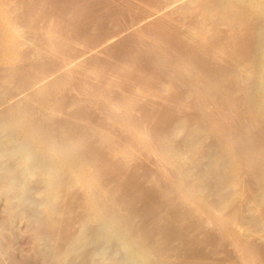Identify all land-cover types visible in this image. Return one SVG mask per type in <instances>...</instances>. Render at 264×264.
I'll return each mask as SVG.
<instances>
[{"label":"bare ground","instance_id":"6f19581e","mask_svg":"<svg viewBox=\"0 0 264 264\" xmlns=\"http://www.w3.org/2000/svg\"><path fill=\"white\" fill-rule=\"evenodd\" d=\"M147 1L131 25L161 41L154 56L169 57H154L168 75L151 74L154 86L138 81L151 77L129 59L127 73L107 77L80 59L111 51L120 30L71 37L57 26L76 31L74 17L45 18L37 0H0V57L17 62L2 74L15 89L0 96V128L9 125L0 130V189L12 214L0 226L25 217L43 264H264V0ZM79 40L93 44L78 49ZM178 50L189 56L173 57ZM119 77L140 83L126 106L114 101ZM80 84L86 97L66 94ZM89 94L106 115L97 122L91 106L80 108ZM178 94L182 110L170 101L151 117L142 103ZM144 158L158 173L139 175Z\"/></svg>","mask_w":264,"mask_h":264},{"label":"rangeland","instance_id":"374dc122","mask_svg":"<svg viewBox=\"0 0 264 264\" xmlns=\"http://www.w3.org/2000/svg\"><path fill=\"white\" fill-rule=\"evenodd\" d=\"M70 0H37V2L38 3H36L35 4V6H36V8L38 9V8H40V9H38L39 11L40 10H42V12L43 13H41L45 18H61V16L62 17H66V16H72V17H74L75 18V20L77 21V23L79 24V27L80 28H78L76 31L74 30H72V29H69V28H67V27H69V26H67V25H65V24H63L62 23V25L61 26H57V28L59 27V28H66L65 30H66V33H67V35L68 36H71V37H80V35H81V37L82 38H85V34L86 35H89V38L88 39H90V38H92L94 35H96V34H98V33H102V31L104 32V31H111V30H116V31H114V32H116L117 34L119 33L118 32V30H120V33L121 32H123V33H121V35H120V33L118 34L119 36H121V37H119V36H115V37H113L114 38V41L115 42H112V47H111V45H110V49L109 50H111V51H109V52H100V53H98V55L96 56V54L95 55H91V54H86V55H84V57H83V55H81L82 57H80V59L81 60H84V58L87 60V64H91L92 65V63H99L100 65H102V69L100 70L101 72H102V70H103V72L102 73H104V75H106L105 77H107V76H114V75H118L120 72H125V68H126V71H128V69H129V67L128 66H126L127 64H125L124 62H126L127 61V59H129L128 61H130L131 63H133V66H136V65H138V66H136V68L138 69V70H140V71H144V72H142V73H146L147 75H148V78L149 77H151L150 75L152 74V76H154L155 78L156 77H158V78H162L163 77V79H165L168 75L167 74H164V73H160L159 71H156V68L154 67V65H155V63H154V59L155 58H169L168 57V55L167 54H157L156 56H154V54H155V52H157V51H159V49H160V47L162 46L163 47V45H162V43H160L161 41H153L151 38H150V36H149V34H147V33H142V32H140V30L139 29H137L136 27H135V24H134V26H132L131 25V19L133 18V14H135V12L138 10V12H142L141 10H147L146 12H148V9L147 8H149L148 6H152L151 4H150V2L149 1H147V2H145V4H144V0L142 1V0H71L70 2H69ZM146 1V0H145ZM54 4H53V3ZM115 2V3H114ZM44 3H47L46 5L47 6H44V7H41ZM91 3V4H90ZM56 4H58V5H56ZM125 4H128V5H125ZM148 4V5H147ZM150 4V5H149ZM40 5V6H39ZM130 5V6H129ZM59 6V7H58ZM93 6V7H92ZM101 6V7H100ZM120 6V7H119ZM127 6H129L130 8H128ZM142 6H143V9H142ZM144 6H145V8H144ZM109 7V8H108ZM43 8V9H42ZM76 8H77V10H76ZM80 8V9H79ZM106 8V9H105ZM139 8V9H138ZM74 9H75V11H74ZM150 9V8H149ZM44 10V11H43ZM116 10V11H115ZM144 10H143V12H144ZM120 11V12H119ZM122 11H123V13H122ZM54 12V13H53ZM138 12H136V13H138ZM49 14V15H47V14ZM57 13V14H56ZM62 13H64V14H62ZM107 13V14H106ZM128 14V15H127ZM51 15V16H50ZM74 15V16H73ZM85 15V16H84ZM86 15H87V17H86ZM103 15V16H102ZM131 15V16H130ZM43 16H40L38 19H39V21H40V31H44V30H46V27L48 28V26L47 25H44L45 24V22H43V19L44 20H46ZM54 16V17H53ZM76 16V17H75ZM82 16V17H81ZM71 17V18H72ZM136 17V16H135ZM41 18V19H40ZM43 18V19H42ZM70 18V19H71ZM81 20H83V21H81ZM88 20V21H87ZM98 20V21H97ZM121 20V21H120ZM75 21V22H76ZM103 21V22H102ZM83 22H85V23H83ZM96 24H95V23ZM127 22V23H126ZM72 24H74V22L72 21L71 22ZM99 23V24H98ZM43 25V26H42ZM71 25V24H70ZM132 27H131V26ZM84 26V27H83ZM104 26V27H103ZM121 26V27H120ZM44 28V30H43V28ZM100 27V28H99ZM42 28V29H41ZM87 31V32H85L84 31V29ZM89 28V29H88ZM102 29V30H101ZM83 30V33L81 32ZM92 30V31H91ZM99 30H100V32H99ZM94 32V33H93ZM89 33H92V34H89ZM79 34V35H78ZM116 34V35H117ZM93 35V36H92ZM124 35V36H123ZM92 36V37H91ZM80 37V38H81ZM120 38V39H119ZM116 39H117V41H116ZM124 39V40H123ZM122 40V41H121ZM85 41V42H84ZM83 41V43H82V41H80L79 40V42L77 41V43H76V46L78 47V49H81L82 48V46L83 45H90V44H93V40H84ZM159 42V43H158ZM85 43H87V44H85ZM122 45H121V44ZM155 43H156V45H155ZM80 44V45H79ZM128 45V46H127ZM147 45V46H146ZM84 47V46H83ZM175 48H177L178 49V47L176 46ZM176 49V50H177ZM120 50V51H119ZM127 50V51H126ZM117 51V52H116ZM135 51V52H134ZM179 51V50H178ZM178 51H175V55H173V57H180L181 56V54H183L182 56H186V57H188L189 56V52H185L184 50H182V51H179V53H177ZM114 52V53H113ZM123 52V53H122ZM126 52V53H125ZM182 52V53H181ZM181 53V54H180ZM113 54V55H112ZM124 54H126V55H124ZM140 54V55H139ZM130 55V56H129ZM2 56V55H1ZM51 56H53V58H54V54H52ZM88 56H89V59H88ZM93 56V57H92ZM181 56V57H182ZM205 56H207V55H204L202 58H204ZM112 57V58H111ZM155 57V58H154ZM7 58H9V57H7ZM94 58V59H93ZM102 58H104V59H102ZM124 58V59H123ZM133 58H134V60H135V63H134V60H133ZM138 58H139V60H138ZM206 58V57H205ZM10 59V58H9ZM120 59H121V61H123V62H121L120 61ZM125 59H126V61H125ZM144 59H147V60H144ZM90 60H91V62H90ZM95 60V61H94ZM118 60V61H117ZM132 60V61H131ZM89 61V62H88ZM94 61V62H93ZM145 61V62H144ZM152 61V62H151ZM116 63V65H118V66H116V67H114L115 66V63ZM140 62V63H139ZM3 63V64H2ZM12 63V64H11ZM16 63L17 62H14V61H12V62H3L2 60H1V57H0V92H1V94H0V96H5V95H7L8 94V92L7 91H10V92H12L15 88H13V86H12V83L10 84V81H8V80H6L5 78V76L4 75H2L3 73H4V71L6 70V71H8L13 65H16ZM122 64V66L121 65H119V64ZM124 64H125V66H124ZM130 64V63H129ZM104 65V66H103ZM144 66V67H143ZM122 67H124L123 69H122ZM127 67H128V69H127ZM148 67V68H147ZM150 67V68H149ZM214 67V68H213ZM105 68V69H104ZM140 68V69H139ZM153 68V69H152ZM209 68L210 69H216V67H215V65L214 64H209ZM119 69V70H118ZM142 69V70H141ZM144 69V70H143ZM79 70H81V72H84L85 71V67L84 66H81V68H79ZM84 70V71H83ZM145 70L147 71H149V72H145ZM113 71V72H112ZM118 71V72H117ZM125 73H127V72H125ZM156 75V76H155ZM167 75V76H166ZM154 77H151V78H149L150 80L148 81V79H147V77H146V79H142V80H138V81H142V84H147L148 86H154V84L155 83H157L156 82V80L154 81V79H152V78H154ZM125 78V77H124ZM152 79V80H151ZM118 81V83L119 84H121L122 86H124V88L123 89H121V91L119 92V97H120V100H114L115 102H117L120 106L122 105V106H126V101L128 100V99H132V96H131V94H130V90H132L131 88H135V87H137V85H139L140 83L137 81V80H134V82L132 81V80H129V79H127V78H125L124 79V81H123V77H119V79H117ZM147 80V81H146ZM131 81H132V83H131ZM144 81H146V82H144ZM136 82H138V83H136ZM9 84V85H8ZM134 86H133V85ZM150 84V85H149ZM5 85H6V88H5ZM3 86H4V88H3ZM8 88V89H7ZM9 88H11V89H9ZM176 88H178L177 89V92L180 94L181 93V96H182V94L186 91V87L184 86V85H177L176 86ZM126 89H127V91H126ZM72 90L73 91H71V90H67L66 92V94H68V95H71V93H73L72 95H74V93L76 94V96H81V98L82 97H86L87 96V91L89 90L88 89V87L87 86H85V85H83V84H80V85H78L76 88H72ZM92 90V89H91ZM9 92V93H10ZM79 92V93H78ZM122 92V93H121ZM123 92H126V93H124L123 94ZM183 92V93H182ZM121 93V94H120ZM3 94V95H2ZM127 94V95H126ZM178 94V96L177 97H163V96H158V97H152V96H150V97H146V98H143V100H142V103L144 104V106H146V107H148L149 109H148V111H149V113L151 114V117H152V115H154V114H156V111L157 110H159V108H163L164 106H166V104L168 103V102H170L171 101V103H173V104H175V105H177V107L180 109L182 106H181V102H182V97L180 98V95ZM125 95V96H124ZM8 96V95H7ZM36 97H37V95H35V97L32 95L31 97H30V99L29 100H32V102L34 103V108L35 107H37L38 109H37V111H39V109H40V105H36L37 103V99H36ZM88 97H89V101H86L82 106H80V108H85L86 107V105L85 104H87V106H91L92 107V109L90 110V115H91V119L92 120H94V121H98L99 119H101L102 117L103 118H105V116L106 115H104L105 113L104 112H102L100 109H98L97 107H94V105H92V101H90V100H93L94 98H95V95L93 94H89L88 95ZM152 97V98H151ZM163 97V98H162ZM32 98V99H31ZM35 98V99H34ZM122 98H124V99H122ZM150 98V99H149ZM164 98H166L167 99V101H166V99H164ZM180 98V99H179ZM126 99V100H125ZM178 99V100H177ZM172 100H173V102H172ZM177 100V101H176ZM179 101H181V102H179ZM175 102V103H174ZM179 102V103H178ZM166 103V104H165ZM177 103V104H176ZM155 105V106H154ZM178 105H180V106H178ZM151 106H153V107H151ZM0 107H2V105H0ZM36 109V108H35ZM156 111H155V110ZM183 108H181V110H182ZM40 111H41V109H40ZM101 112V113H100ZM153 113V114H152ZM243 114L246 116V117H248L247 116V114H246V112L244 113L243 112ZM93 116V117H92ZM95 116V117H94ZM105 122V124H108V128L109 129H113V130H115L116 129V125H114V124H112V122H111V120L110 121H104ZM107 122V123H106ZM85 123V120H83V121H79V124H84ZM6 126V127H5ZM8 124L7 123H3L2 125H1V128H0V130H2V131H6L7 129H4V128H8ZM2 127H3V129H2ZM112 127H114V128H112ZM88 130V129H87ZM90 130V129H89ZM117 130V129H116ZM1 131V132H2ZM93 132V131H92ZM91 132V133H92ZM95 136V135H94ZM94 136L92 135L91 137H90V139H91V141H94L93 143H95V138H94ZM94 138V139H93ZM96 144V143H95ZM116 149H118V148H116ZM110 154H108L107 156H109ZM144 160V162L145 163H143V164H145L144 165V167L142 168V169H140L138 172H139V175L141 174V176H143V177H146L147 175L149 176L150 174H153V172L155 171V172H157L158 173V168H156V166H155V164L153 163H151L152 162V160H151V158H144L143 159ZM146 160V161H145ZM151 163V165L152 166H150L148 163ZM148 164V165H147ZM146 166V167H145ZM150 166V167H149ZM148 167V168H147ZM152 167V168H151ZM154 167V168H153ZM156 169V170H155ZM151 171V172H150ZM153 171V172H152ZM146 174V175H145ZM145 175V176H144ZM220 178H218V180L216 181V184H217V189H218V191L219 190H221L220 189V187H221V182H220ZM220 182V183H219ZM150 184V183H149ZM218 184H220V185H218ZM219 186V187H218ZM0 187H1V184H0ZM2 192H3V190H1L0 189V194H2ZM4 194V195H3ZM2 195H0V201H1V203H0V221L2 222V221H4L5 219H7L8 217H11L12 216V214H10V212H8V210L6 209V194L5 193H3ZM226 194H227V192H226ZM8 195V194H7ZM2 197V198H1ZM3 201V202H2ZM139 206H140V204H138ZM3 209H4V211H3ZM6 209V210H5ZM6 211V212H5ZM5 212V213H4ZM8 214V216H6L5 217V215H7ZM4 218V220H1V219H3ZM24 219H25V222L26 223H28L27 221H26V218L25 217H23V219L22 218H18V220H17V218L15 219V220H13V222H12V224H10V227H12V229H10V227H8L7 228V225L6 226H0V233H2V234H4V235H2L1 234V236H0V243H2V241L4 240V243H6L7 241H8V239H7V241H6V239H5V234H7L10 238H12V240H11V242H10V247L7 245V247H5V248H3V246H1L2 247V250H1V247H0V250L2 251V255L1 256H3V258L5 259H3V258H1L0 260V263L1 264H4V262H5V264L6 263H9V264H11V262H12V260L9 258V256H11L12 255V257L11 258H13V261H14V263H12V264H41L42 262H41V258H39V257H37V253H38V251H35L36 250V246L38 245V240H37V238L35 237V231L30 227V225L28 226V227H30V228H28L27 227V224H25V222H24ZM16 222V223H15ZM25 224V225H23L22 226V224L23 223ZM136 223L138 222V220L137 221H135ZM18 224V226H16V225ZM16 226L15 228V230H13L14 229V227L13 226ZM2 227H5V228H2ZM27 227V230H25V228ZM13 230V231H10V230ZM18 229V230H17ZM24 231H23V230ZM3 230V231H2ZM32 231V232H30V231ZM18 231H21V232H18ZM246 231V230H245ZM244 230H243V232H245ZM16 233H18L17 235H16ZM11 234V235H10ZM30 234H32V235H30ZM15 237H14V236ZM8 236H6V238L8 237ZM18 238H17V237ZM4 238V239H3ZM35 240V241H34ZM8 243V242H7ZM6 243V244H7ZM34 243H37V245L35 246L34 245ZM5 244V245H6ZM4 245V244H3ZM35 246V247H34ZM111 246V245H110ZM113 249H117V246H115L114 245V247H113V245L111 246ZM35 249V250H34ZM37 249H38V247H37ZM12 250V251H11ZM228 250V249H227ZM10 251V253H11V255H9L8 254V252ZM13 252V253H12ZM37 252V253H36ZM227 253H229V254H227V256L229 257L230 255L231 256H233V258L235 257V255H233V254H236L235 252H231V250H228V252ZM39 255V254H38ZM218 255V257H222L223 256V258H224V256H225V258H227V256L226 255H224V254H217ZM5 256H8V258L11 260V261H9V259L6 257L5 258ZM230 256V257H231ZM237 258V260H238V255L236 254V257H235V259ZM7 259H8V261L9 262H7ZM78 259H80V260H78V261H81L82 259H84V258H80V257H78ZM2 261H4V262H2ZM43 264V263H42ZM238 264H241V262L239 263L238 262Z\"/></svg>","mask_w":264,"mask_h":264}]
</instances>
